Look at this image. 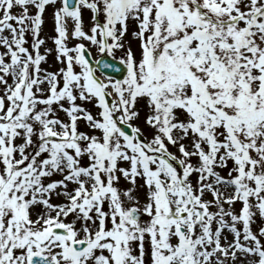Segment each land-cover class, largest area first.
I'll return each instance as SVG.
<instances>
[{
    "label": "snow or ice",
    "instance_id": "snow-or-ice-1",
    "mask_svg": "<svg viewBox=\"0 0 264 264\" xmlns=\"http://www.w3.org/2000/svg\"><path fill=\"white\" fill-rule=\"evenodd\" d=\"M0 264H264V0H0Z\"/></svg>",
    "mask_w": 264,
    "mask_h": 264
},
{
    "label": "rangeland",
    "instance_id": "rangeland-1",
    "mask_svg": "<svg viewBox=\"0 0 264 264\" xmlns=\"http://www.w3.org/2000/svg\"><path fill=\"white\" fill-rule=\"evenodd\" d=\"M50 13H51V9L48 10V14H50ZM48 14H46V16H48ZM42 35H54L53 23H52V20H51L50 16L47 19L46 27H45V30L42 33ZM49 46H51V41H49ZM49 63H52V58L51 57L49 58Z\"/></svg>",
    "mask_w": 264,
    "mask_h": 264
}]
</instances>
